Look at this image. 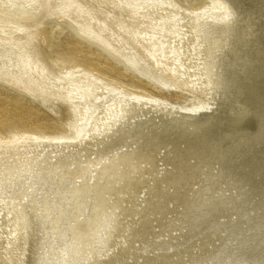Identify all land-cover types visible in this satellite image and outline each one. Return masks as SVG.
<instances>
[{"label": "bare ground", "instance_id": "6f19581e", "mask_svg": "<svg viewBox=\"0 0 264 264\" xmlns=\"http://www.w3.org/2000/svg\"><path fill=\"white\" fill-rule=\"evenodd\" d=\"M257 23L264 0H0V84L65 127L0 109V264H264V61L250 110L229 63ZM54 32L79 56L51 69Z\"/></svg>", "mask_w": 264, "mask_h": 264}, {"label": "rangeland", "instance_id": "374dc122", "mask_svg": "<svg viewBox=\"0 0 264 264\" xmlns=\"http://www.w3.org/2000/svg\"><path fill=\"white\" fill-rule=\"evenodd\" d=\"M253 26H254L253 31H254L255 35H252V38L253 39L257 38V40L259 41L261 39L259 38L258 33L261 34V32H264V24L257 23L255 25L253 24L251 27L253 28ZM58 33L59 32L53 33L54 37L51 38L50 43H49V47H47V46L43 47V49L45 51H47V53H48L47 55H48V58L50 59L51 69L54 67L53 64L57 61L65 60L66 58H70V57L72 58L73 56H75V57L79 56V55L78 56L73 55L71 53H67L64 51L59 52L58 48L55 47L56 41L59 40V38H58L59 34ZM61 34H60V36H61ZM73 40L78 41L74 38H73ZM81 41H83V40H81ZM257 42L255 45V41L250 39L248 42V45H247V49L249 50V52H252L255 55L256 60L253 59V56L252 57L251 56L246 57V54L249 52H247V53L240 52L241 55L237 58L238 60L232 59L229 62L232 65L233 71L236 75H237L238 71L242 72L244 70V65L247 62V66H245L246 67V70H245L246 73L243 76H241L242 77V80H241L242 86L237 87V88H239L241 91L247 90L248 95L245 97V99H240V100L249 102V104H247V106L249 107V110L255 106V101L257 99V95L260 93L259 88H261L260 84H258L259 82L257 84H255V82L261 76L258 73L259 71H258L257 65L259 66V64L260 65L263 64L262 61H264V52L261 54V50H259V48H258L259 45ZM80 44L85 45V46L87 45L85 40L83 42H80ZM225 47H227V45L223 44L220 47V51L225 49ZM56 48H57V52H59V53L55 52ZM75 57H73V58H75ZM216 58L217 57H215V59ZM253 84H255V85H253ZM230 92H232V90H230ZM219 96H220L219 93H216V95H215V98L217 99L216 103H220L218 100ZM171 98H172V100L178 101V103L183 101L182 99L176 98L175 95L172 96ZM15 99H16L17 103L13 102V100H15ZM235 100H237V101H235ZM240 100H238V98L236 96L232 97V99H231L232 102H230L228 105L235 106L238 103H241ZM0 104H2L0 109L4 108L5 112H7V115L10 116V118H11L10 120L13 121L14 123H16L17 125L28 126V127H33V128L35 126L39 125L38 127H41L42 129L44 128L45 131L64 132L65 127H62L57 123L58 118L55 115H52L51 112H49L47 109L42 108L38 103L29 100L27 96L18 94L15 89H11L10 87L3 85V84H0ZM19 105H21V107ZM29 106L37 107L38 112H35L34 109L28 108ZM214 107H215V104H213V108ZM30 111H32V112H30ZM209 112L210 111H208L207 113H209ZM2 118H4V116ZM155 120L157 121V119H155ZM158 122H160V121H158ZM228 123L229 122H228L227 118H224V123L220 124V125H222L221 128L223 130L227 129ZM249 125H250V122H248V120L244 118L242 121L233 122L231 127L236 128V129H238V128L245 129L244 131H242V132H245V131L249 130ZM245 126H247V127L245 128ZM133 127L134 126L129 125V127L125 130H129L131 132ZM5 129L7 131L9 130V128H3L2 130L5 131ZM145 130L146 129L144 128L143 131H145ZM65 131H66V129H65ZM134 138H135L134 136L126 137L127 146H125V148L126 147L129 148L130 146L135 147V146L139 145V142L133 141ZM215 166H217V165H215ZM176 206H177V204H175V203L169 204V207H171V208H176ZM171 218H173L172 215H171ZM172 232L175 234V237H177L178 231L173 230ZM66 234L57 243H60V245L62 247H63V245H76V241H74L72 238H70V235H68V233H66ZM69 239H71V240H69ZM88 258H89V256H87L86 260ZM183 258L185 259V257H183ZM181 264H188V262L182 261Z\"/></svg>", "mask_w": 264, "mask_h": 264}]
</instances>
